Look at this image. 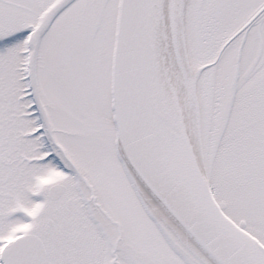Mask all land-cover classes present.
<instances>
[{
	"label": "snow or ice",
	"instance_id": "obj_1",
	"mask_svg": "<svg viewBox=\"0 0 264 264\" xmlns=\"http://www.w3.org/2000/svg\"><path fill=\"white\" fill-rule=\"evenodd\" d=\"M0 264H264V0H0Z\"/></svg>",
	"mask_w": 264,
	"mask_h": 264
}]
</instances>
